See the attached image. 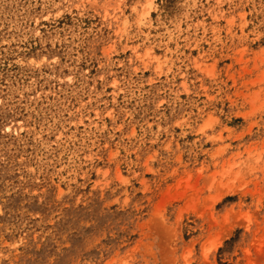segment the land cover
<instances>
[{"label":"rangeland","instance_id":"obj_1","mask_svg":"<svg viewBox=\"0 0 264 264\" xmlns=\"http://www.w3.org/2000/svg\"><path fill=\"white\" fill-rule=\"evenodd\" d=\"M0 264H264V0H0Z\"/></svg>","mask_w":264,"mask_h":264}]
</instances>
